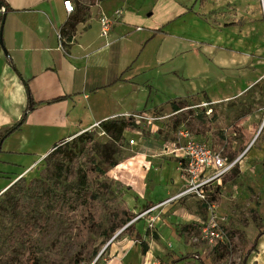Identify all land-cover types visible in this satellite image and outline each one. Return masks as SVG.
<instances>
[{
    "label": "crops",
    "instance_id": "crops-1",
    "mask_svg": "<svg viewBox=\"0 0 264 264\" xmlns=\"http://www.w3.org/2000/svg\"><path fill=\"white\" fill-rule=\"evenodd\" d=\"M0 1L3 3L0 7L7 8L0 15V33L4 18L3 44L0 43V136L12 128L26 111L27 86L35 102L34 109L27 113L21 127L0 145V193L30 174L60 141L93 130L109 119L133 117L138 128L128 129L124 137L129 144L134 140V144L128 146L124 160L108 173L129 187L126 197L128 208L138 214V208H148L179 194L184 182L179 171V153L173 152L175 135L169 137L164 132L171 130L164 121L169 116L147 115L145 108L155 89L152 86L156 79L153 73L167 81L170 75L179 74L178 64L173 63L176 57L173 58L169 52L175 51L179 41L186 40L180 36L184 31L192 30L199 34L201 17L196 14L189 16L192 19L186 23L181 22L190 13L181 14L182 8L174 0H146L141 5L106 0L85 11H79L74 1L76 11L71 15L65 11L63 0ZM103 14L112 20L106 37L101 33L100 17ZM179 17L182 18L176 20ZM208 32L212 37L210 55H214V59L210 58L207 71L199 68L202 64L201 36L189 40L191 62L188 61L186 67L189 68L195 60L198 67L192 74L188 73V78L195 80L207 74L213 89L207 96L199 86L191 94L180 93L183 96L174 102L204 94L212 104H222L264 84V44L248 45L243 37L224 34L214 26ZM228 49L236 50L234 52L239 55L234 57ZM249 49L255 51L256 59L250 56ZM213 52L219 53V57ZM217 87L220 88L217 90ZM221 87L231 92H222ZM253 129L252 125L249 132ZM170 130L167 133L170 134ZM263 130L264 123L259 130V138ZM216 132L222 137H218ZM216 132L213 128L205 133L192 131L198 140L213 145L220 138L228 140L225 133ZM134 134L139 137H131ZM233 136L235 139L230 141L238 155L250 142L239 143L237 135L234 133ZM257 145H253L234 173L249 169L250 161L257 157L253 153ZM231 174L224 177L215 196L221 215V190ZM194 201L204 210L203 218L197 219L193 213ZM155 216L158 219L154 222V229H150L151 235L145 234L146 229L140 220L132 229L135 236L123 231L116 234L106 249L110 258L103 264H159V259L168 258L171 254L162 243L169 241L168 246L173 248L171 240L179 245L177 250L171 251L174 252L172 256L184 257V246L194 247L187 235L176 233V223L180 221L186 227L194 220L201 225L207 218V209L197 198L185 196L165 205ZM144 222L148 228L147 219ZM142 242L148 246L146 253L142 251ZM247 264H264V234L259 236Z\"/></svg>",
    "mask_w": 264,
    "mask_h": 264
},
{
    "label": "rangeland",
    "instance_id": "rangeland-1",
    "mask_svg": "<svg viewBox=\"0 0 264 264\" xmlns=\"http://www.w3.org/2000/svg\"><path fill=\"white\" fill-rule=\"evenodd\" d=\"M75 1V0H74ZM82 1L88 9L90 7H97L106 0H77ZM128 2V4L141 5L146 0H122ZM177 5L182 8L181 14L189 12L181 22L186 23L187 20H191L189 16L198 15L202 20V28L199 34L192 30H187L182 33V36L186 40L179 41V46L176 47L172 53L174 64H178L180 69L179 74L176 76L170 75L169 81L162 77H156V73H153L155 81L152 86L155 88L152 91L150 100L147 101L145 110L147 115L159 116L168 115L165 122L171 126L170 134L169 130L164 132L169 137L175 135L179 127H185L189 131H193L201 122L203 117L210 115V109L214 110L216 119L213 121V129L220 133H225L229 140L226 144L224 141H217L218 147H223L226 153L232 157L236 156V152L233 150V144L230 141L234 133L239 139V143L246 141L252 142L255 139L260 127L264 123V84L260 88H254L245 93L244 95L230 100L222 104H212L211 101L204 94H198L192 97H186L185 101L190 105L183 112L172 115L173 110L171 108L174 100L178 99L180 93L191 94L194 90H197L199 86L202 90H205L207 96L208 91H212L211 84L208 82L207 74L201 75L200 78L193 80L188 78V73H193L198 67L197 62L194 60L189 68L186 67L189 59L188 51L190 48V38L202 37V43L200 44L201 56L199 68L201 71H207L208 63L211 59H214L212 50L210 49V36L208 30L211 26L217 28L218 31H222L224 34L231 33L235 38H244V42L248 41V45L264 44V1L263 0H174ZM186 13V14H187ZM2 13H0L1 15ZM184 14L183 16H185ZM182 16V17H183ZM176 20H179L180 18ZM211 31V30H210ZM242 38V39H243ZM196 40V39H194ZM223 46V45H222ZM164 47V46H163ZM225 50V46L222 47ZM245 49V48H243ZM163 50V48H162ZM223 51V50H222ZM232 51V55L236 57L234 51L228 49V53ZM242 52L241 50H237ZM175 52V54H174ZM250 56L256 59L254 56L255 51L249 49ZM216 53V52H213ZM245 52L243 51V54ZM251 53L253 55H251ZM140 54L137 53V55ZM162 55V52L160 53ZM219 57V53H216ZM228 55V54H227ZM171 56V57H172ZM254 59V64L256 63ZM200 62V63H201ZM189 69V72H188ZM229 73V71H228ZM234 75V69L231 70ZM251 73V72H250ZM190 77V76H189ZM242 84V82L240 83ZM149 88L150 85H149ZM220 87H217V90ZM235 89L234 87H232ZM221 91L231 92L229 89L221 87ZM197 93V91H196ZM190 109V110H189ZM172 115V116H171ZM251 117V118H250ZM122 119V118H118ZM254 126L252 132H249V128ZM88 132V138L84 142H76L75 137L64 141L66 149L64 152L69 153L75 151L78 153L79 148L85 147L89 151L85 152V158L80 161L82 168L86 167L91 159H95L97 165L106 172L105 177L114 181L110 186V193L108 196L101 197V219L104 220V227L95 231L88 236L83 237L79 235L72 220L66 216H56L52 214L49 224L43 228L40 235L28 236L29 240L36 245L40 250L37 252L38 257L41 258L40 264H47L42 248L51 246L62 235L64 238L63 244V256L67 260H72L78 256L82 260V264H98L105 263L110 258V253L106 251V247L112 238L119 233L123 228L118 229L113 237L106 238L103 231L111 224V215L105 209L109 206L108 199L115 197L121 204L127 206L126 197L129 193V187L125 184L114 180L109 176V170L112 167L108 165V162H115L118 164L123 161L128 154V146L131 145L128 142L126 136L119 142H114L110 135L105 133L102 128L96 127ZM84 133V132H82ZM80 133V134H82ZM144 135L146 134L143 131ZM161 133V132H160ZM78 134V135H80ZM163 134V132H162ZM218 137H222L221 134L215 133ZM143 135V136H144ZM161 137V134H159ZM131 137L138 138L139 135L134 134ZM257 137L254 144L257 145V150H254V157L249 163V169H245L244 172L232 173L229 176V180L226 181L222 187L220 197L221 213L229 221L225 230L227 231V239L216 245H210L201 237V225L198 222L190 221V224L184 227L182 222L176 223V233L181 232L183 235H187L192 240L194 248H188L184 246L183 254L186 257L192 254L190 258H183L177 252L178 257H173L171 252L177 250L179 245L177 242L171 240L173 248L169 247V241L163 242L171 253L168 258L159 259V264H241L247 251L253 245V240L258 231L264 228V130L261 133L260 138ZM258 140V141H257ZM64 152L60 155H56L51 162H46L45 158L32 169V172L28 174L24 179L27 182L38 181L39 189H49L51 185H60L59 190H62L63 186L67 185L65 181V175L58 176L57 170L58 164L62 161ZM102 155H107V163L102 159ZM248 166V165H247ZM122 168L118 167L117 169ZM236 171V170H235ZM102 179V178H101ZM100 179V181H101ZM7 190V189H6ZM5 192V191H4ZM0 193V248L4 241L7 240L11 232L20 227H23L27 222L28 213H32L38 204V199L33 198L31 201L18 209H13V201L9 198L1 196ZM193 213L197 216V219L203 218L205 213L200 208L199 203L193 202ZM146 207L138 208V214L145 211ZM134 214V219L137 217V213ZM133 219V220H134ZM144 218L139 223L142 224L143 229H146V235L153 234L147 224L144 222ZM197 221V220H195ZM193 222V223H192ZM138 223V224H139ZM184 227V228H183ZM131 236H135L134 231H130ZM62 238V239H63ZM189 244V242H186ZM9 260V256L2 254L0 251V264H6Z\"/></svg>",
    "mask_w": 264,
    "mask_h": 264
},
{
    "label": "trees",
    "instance_id": "trees-1",
    "mask_svg": "<svg viewBox=\"0 0 264 264\" xmlns=\"http://www.w3.org/2000/svg\"><path fill=\"white\" fill-rule=\"evenodd\" d=\"M78 4L79 11H85L88 7L82 2L75 0ZM0 1V5H2ZM7 10V8H5ZM26 84V83H25ZM27 86V84H26ZM28 89V107L23 113L21 119L10 129L6 130L0 136V145L3 140L16 131L25 122L26 115L35 107V102ZM60 100V99H59ZM50 101L48 103L54 102ZM190 105L185 100L172 103L173 112L188 108ZM190 110V109H189ZM214 110L212 109V113ZM212 113L201 119L199 125L195 128L196 133H205L213 128V121L216 119L215 113ZM102 130L110 135L114 142H119L124 138V134L128 129H137L135 118L109 119L100 123ZM88 132H84L75 137L76 142H84L88 138ZM66 141V140H64ZM64 141H60L55 145L53 150L45 157L46 162L56 156L60 155L66 149ZM89 151L85 147L79 148L78 153L70 151L65 153L62 161L58 164V176L65 175L66 184L62 190H59L60 185H51L49 189H39L38 181L27 182L26 179L20 178L12 184L1 196L9 198L13 201V209H18L21 206L27 205L31 199H38V204L32 213H28L27 222L23 227L14 229L6 241L1 245L0 251L2 254L9 256L6 264H40L41 258L38 257L37 252L40 250L34 245L28 236L40 235L43 228H45L50 220L52 214L56 216H66L72 220L79 235L83 237L94 233L104 227V220L101 219V197L108 196L110 193V186L114 181L105 177L106 172L103 171L95 159H91L89 163L82 168L80 161L85 158V152ZM107 155H102V159L107 163ZM110 167L116 165L115 162H108ZM102 178V179H101ZM101 179V181H100ZM218 193V188L216 189ZM109 206L104 210L111 215V224L103 231L106 238L113 237L115 232L124 228L133 219L134 214L130 211L128 206L119 203L112 197L107 200ZM149 208V207H148ZM136 223V222H135ZM135 223L126 227L122 233L132 231ZM139 236L141 233L138 231ZM264 234L261 231L257 239L254 241L252 248L244 256L241 264H247L248 258L252 254L257 244L259 236ZM59 235L57 240L49 247L42 248V252L47 259V264H82V260L76 256L72 260L64 258L62 250L64 238ZM107 249V247H106ZM142 251L146 253L148 246L142 242ZM192 257L188 254L183 258ZM98 264V262H96ZM204 264V263H202Z\"/></svg>",
    "mask_w": 264,
    "mask_h": 264
},
{
    "label": "built area",
    "instance_id": "built-area-1",
    "mask_svg": "<svg viewBox=\"0 0 264 264\" xmlns=\"http://www.w3.org/2000/svg\"><path fill=\"white\" fill-rule=\"evenodd\" d=\"M63 5L65 11L70 15L76 11L74 0H63ZM4 12L5 7H0V13ZM100 24L102 36H108L112 20L103 14L100 17ZM210 112H212L211 109ZM259 133L260 131L241 153L232 157L226 153L223 147L219 148L217 144L213 145L205 140H198L192 131H189L184 126L179 127L175 133L173 152L179 153V171L184 182L182 191L171 199L150 206L138 214L123 229L142 218L147 219L149 229H154V222L158 219L155 213L158 210L177 199L192 196L204 203L207 209V218L201 224V237L210 245L225 241L227 239L225 227L228 225V221L218 210L215 201L216 189L222 185L224 177L236 170L242 159L253 147ZM223 142L226 144L228 140L224 139ZM130 144H134V140H131Z\"/></svg>",
    "mask_w": 264,
    "mask_h": 264
},
{
    "label": "water",
    "instance_id": "water-1",
    "mask_svg": "<svg viewBox=\"0 0 264 264\" xmlns=\"http://www.w3.org/2000/svg\"><path fill=\"white\" fill-rule=\"evenodd\" d=\"M3 25H4V18H3V21H2V25H1V33H0V43L1 45L3 44V41H2V30H3ZM124 229H122L120 232H122ZM119 232V233H120ZM118 234V233H117Z\"/></svg>",
    "mask_w": 264,
    "mask_h": 264
}]
</instances>
